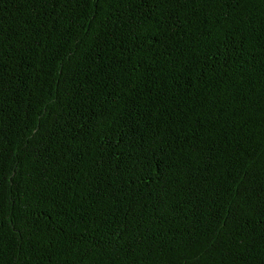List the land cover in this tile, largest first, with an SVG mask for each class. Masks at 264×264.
I'll return each mask as SVG.
<instances>
[{"label": "trees", "instance_id": "1", "mask_svg": "<svg viewBox=\"0 0 264 264\" xmlns=\"http://www.w3.org/2000/svg\"><path fill=\"white\" fill-rule=\"evenodd\" d=\"M0 264H264V0H0Z\"/></svg>", "mask_w": 264, "mask_h": 264}]
</instances>
